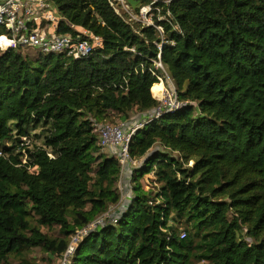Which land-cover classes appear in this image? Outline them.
<instances>
[{"label":"trees","instance_id":"1","mask_svg":"<svg viewBox=\"0 0 264 264\" xmlns=\"http://www.w3.org/2000/svg\"><path fill=\"white\" fill-rule=\"evenodd\" d=\"M47 1L61 33L74 25L100 46L86 60L0 51V264H31L38 248L60 260L111 207L118 222L85 237L71 264H264V0L159 5L170 16L155 21L176 42L163 61L187 105L132 136L143 163L126 204L119 161L97 130L116 116L127 131L153 116L158 81L129 50L154 57L161 38L137 34L110 0ZM153 172L160 189L146 190ZM56 227L59 237L43 231Z\"/></svg>","mask_w":264,"mask_h":264},{"label":"built area","instance_id":"2","mask_svg":"<svg viewBox=\"0 0 264 264\" xmlns=\"http://www.w3.org/2000/svg\"><path fill=\"white\" fill-rule=\"evenodd\" d=\"M152 5L142 7L139 12L130 7L126 0H110L116 13L130 25L134 31L142 36L144 29H154L161 38L156 44V56H143L135 48L132 53L145 58L151 66L148 71L157 79L158 84L163 86L159 96L154 97L159 101L153 116L148 120L136 125L130 131L126 130L125 124H102L98 127L99 144L105 150L116 148V157L121 168L119 190L123 196L127 185L125 180L129 174L142 166V160L135 159L131 154L132 136L139 129L148 124L160 120L162 116L175 113L184 109L187 105L179 97L175 80L169 73L167 65L163 61L165 45L175 46L174 40H169L164 35V28L155 21L158 14L159 22L168 21V16L161 15L160 4L169 6L175 0H151ZM61 19L54 5L47 0H0V51L5 53L12 51L23 59H29L48 55H65L75 60L89 59L96 48L100 46V38L91 34L88 30L78 29L72 25L74 33H61L59 26ZM28 140L24 138V142ZM30 145V142H25ZM0 151V156H2ZM26 163V161H24ZM131 180V179H130ZM130 180H128L130 182ZM123 202L121 198L120 204ZM118 209V207H116ZM114 207L108 212L96 218L85 228L72 236L70 244L60 259L59 264H71L77 246L92 232L108 224H116L118 217ZM185 234H182V238Z\"/></svg>","mask_w":264,"mask_h":264},{"label":"rangeland","instance_id":"3","mask_svg":"<svg viewBox=\"0 0 264 264\" xmlns=\"http://www.w3.org/2000/svg\"><path fill=\"white\" fill-rule=\"evenodd\" d=\"M154 96V95H153ZM139 118V114H134L132 120H138ZM108 123L110 124H124L119 117H113L112 119H110L108 121ZM125 126L127 127V124H125ZM39 133V131H37V134ZM24 141V139H23ZM35 141L37 142L38 145H41L43 142L41 139H35ZM25 142H30V140H26ZM31 143V142H30ZM32 146V144L30 145ZM109 149V148H108ZM107 149H105L104 151H106ZM174 156H178V155H174ZM179 157V156H178ZM193 164L191 163L190 166H192ZM140 168V167H139ZM138 169V168H137ZM134 171L132 172V174H129V178L131 179L133 176ZM128 179V180H130ZM128 180L126 178L125 183L128 184ZM141 182H143L145 189L146 190H150V189H154V190H158L160 189V185L156 184V176H155V172L151 173L150 175L144 177ZM131 182L130 184L127 185V188L124 191L123 196H121L123 202L126 204L127 200L129 201L133 194H132V186H131ZM118 188H119V184H118ZM119 192L121 193V191L119 190ZM122 202V203H123ZM116 208V207H114ZM118 209L116 208L115 211H117ZM43 231L47 234H49L50 236L53 237H59L60 234V228L56 227L53 231H49L48 229L44 228ZM30 260H31V264H59L60 260H56V259H50L49 256L47 254H45L44 252L41 251V249H35L34 253L30 256Z\"/></svg>","mask_w":264,"mask_h":264},{"label":"bare ground","instance_id":"4","mask_svg":"<svg viewBox=\"0 0 264 264\" xmlns=\"http://www.w3.org/2000/svg\"><path fill=\"white\" fill-rule=\"evenodd\" d=\"M163 90V86L161 84H158L153 87L152 93L155 94V96H159L160 92Z\"/></svg>","mask_w":264,"mask_h":264},{"label":"crops","instance_id":"5","mask_svg":"<svg viewBox=\"0 0 264 264\" xmlns=\"http://www.w3.org/2000/svg\"><path fill=\"white\" fill-rule=\"evenodd\" d=\"M80 30V29H79ZM154 95V93H153ZM117 149L116 148H109L106 151H104L108 156H115L117 154ZM129 182V181H128Z\"/></svg>","mask_w":264,"mask_h":264}]
</instances>
